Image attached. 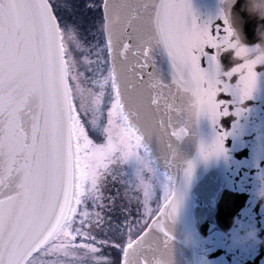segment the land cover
Returning a JSON list of instances; mask_svg holds the SVG:
<instances>
[{
	"label": "snow or ice",
	"instance_id": "1",
	"mask_svg": "<svg viewBox=\"0 0 264 264\" xmlns=\"http://www.w3.org/2000/svg\"><path fill=\"white\" fill-rule=\"evenodd\" d=\"M58 7L56 0H0V264H65L60 257L69 258L67 264H112L98 247L107 241L90 232L93 224L104 223L103 217L88 205L104 207L100 185L111 172L109 165L135 158L154 174L145 138L163 135L164 122L157 126L144 120L148 96L167 90L184 106L188 94L198 91L200 114L215 121L229 112L227 102L217 97L231 90L233 74H239L241 99L256 82L252 64L221 72L217 54L233 36L227 13L221 36L219 27L214 31L210 23L189 21L187 0H102L103 28L90 33L103 36L99 47L89 44L79 23L58 18ZM161 44L174 69L170 83L162 80L152 58ZM207 47L216 52L209 55ZM92 48L98 49L95 60ZM106 96L111 107L105 126ZM89 129L105 134L106 142L94 143ZM227 135L211 148L201 147L203 157L223 152ZM167 148L174 156L173 145ZM191 170L189 164L186 174ZM137 176L135 188L143 191L151 218L156 215L149 207L152 178L145 179L140 170ZM165 202L151 224L127 223L128 242L122 248L113 245L122 252V264H142L148 253L162 254L170 235L159 217L171 218L177 209L175 193L167 188ZM154 228L163 232L164 241L149 239ZM78 237L91 242L76 243ZM48 255L58 259L46 261Z\"/></svg>",
	"mask_w": 264,
	"mask_h": 264
},
{
	"label": "water",
	"instance_id": "2",
	"mask_svg": "<svg viewBox=\"0 0 264 264\" xmlns=\"http://www.w3.org/2000/svg\"><path fill=\"white\" fill-rule=\"evenodd\" d=\"M187 2L189 21L195 18L200 26L210 23L214 31L219 27L221 36L224 14L228 15L233 36L225 42L228 48L217 54L221 72L252 64L257 77L250 95L241 99L236 87L239 74H233L231 90L217 97L227 102L229 112L215 121L203 113L192 119L186 101L184 106L174 102L167 90L146 99L144 120L157 126L163 121L164 134L146 137L145 145L154 164L168 175L177 209L171 218L159 217L170 235L162 254L153 258L148 253L142 264H154L159 258H166L168 264H264V196L260 195L264 192V64L255 67L253 60L243 58L246 49L264 43V0ZM206 52L212 55L216 50L207 47ZM152 58L162 80L170 83L174 69L167 49L156 46ZM202 66H208L207 57L202 58ZM224 133H228L223 137L224 151L205 159L201 147L211 148ZM167 144L173 145L175 156ZM189 164L192 170L187 175ZM165 206L164 201L159 209ZM158 215L157 211L148 223ZM149 239L162 242L166 237L154 228Z\"/></svg>",
	"mask_w": 264,
	"mask_h": 264
},
{
	"label": "rangeland",
	"instance_id": "3",
	"mask_svg": "<svg viewBox=\"0 0 264 264\" xmlns=\"http://www.w3.org/2000/svg\"><path fill=\"white\" fill-rule=\"evenodd\" d=\"M89 44H94L91 40H88ZM97 48H92L91 59L95 60V52ZM81 71H84L83 66H81ZM111 107V101L106 96L105 107H104V122L105 126L107 124V112ZM119 123V121H118ZM89 137L94 143H105L106 135L103 133H97L89 129ZM143 152V149H140ZM149 156V152H148ZM149 160L152 167L155 169L154 174L148 173L147 170L143 169V166L139 164L135 158H130L123 165H109L111 170L110 174L106 175L100 185V190L103 194V199L101 203L104 207H95L91 203L88 205L89 211H96L103 217L104 223L99 227L93 224L90 228L92 235L96 237L97 240H106L107 244L98 245L100 248V255L107 260H110L112 264H121L122 252L120 249L113 247V245H120L121 248L128 242V229L126 227L128 222H132L134 225L136 221L142 225L145 220L149 222L152 218H149L145 214V209L143 206V191L137 190L135 184L139 182L137 176V171L140 170L141 175L145 179L149 177L152 178L153 184V195L149 201V207L156 213L160 208L162 203L165 201V186H170L168 177L166 173L164 174L159 170L152 162L150 156ZM125 173V175H120ZM112 174L117 176L116 180L112 179ZM129 181L131 184L121 183V181ZM169 184V185H168ZM162 186L165 188L163 189ZM169 189V188H167ZM138 227V225H137ZM138 235L136 228L133 229L132 239ZM81 242H91L82 241L81 238H77L76 243ZM44 259L49 262H55L58 257L55 255L45 256ZM62 261L67 264L69 258L60 257Z\"/></svg>",
	"mask_w": 264,
	"mask_h": 264
},
{
	"label": "flooded vegetation",
	"instance_id": "4",
	"mask_svg": "<svg viewBox=\"0 0 264 264\" xmlns=\"http://www.w3.org/2000/svg\"><path fill=\"white\" fill-rule=\"evenodd\" d=\"M101 3L102 0H56L59 6L57 15L69 24L79 23L84 33H95L103 28L102 7H98ZM87 40H91L94 44L98 43L99 47L104 44L102 35L87 37Z\"/></svg>",
	"mask_w": 264,
	"mask_h": 264
},
{
	"label": "clouds",
	"instance_id": "5",
	"mask_svg": "<svg viewBox=\"0 0 264 264\" xmlns=\"http://www.w3.org/2000/svg\"><path fill=\"white\" fill-rule=\"evenodd\" d=\"M243 58L255 61V67L264 64V43L257 47L246 49ZM186 111L190 114L192 119L202 112L200 93L198 91L194 90L188 94L186 99ZM168 190L171 191L170 189ZM260 195L264 196V192H261ZM154 264H168V261L166 258H159Z\"/></svg>",
	"mask_w": 264,
	"mask_h": 264
},
{
	"label": "trees",
	"instance_id": "6",
	"mask_svg": "<svg viewBox=\"0 0 264 264\" xmlns=\"http://www.w3.org/2000/svg\"><path fill=\"white\" fill-rule=\"evenodd\" d=\"M88 38H91V37H94L93 35H91V34H88L87 32L86 33H84ZM161 172H163V171H161ZM164 174H165V172H163ZM166 176L168 177V175L166 174ZM167 184V183H166ZM166 184H164V186H165V188H169L170 189V186H166ZM169 185V184H168ZM162 188L163 189H165L163 186H162Z\"/></svg>",
	"mask_w": 264,
	"mask_h": 264
}]
</instances>
